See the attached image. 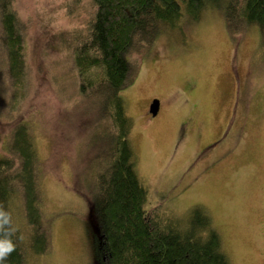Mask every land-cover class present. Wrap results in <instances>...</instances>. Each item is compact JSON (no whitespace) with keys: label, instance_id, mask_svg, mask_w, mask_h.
<instances>
[{"label":"trees","instance_id":"1","mask_svg":"<svg viewBox=\"0 0 264 264\" xmlns=\"http://www.w3.org/2000/svg\"><path fill=\"white\" fill-rule=\"evenodd\" d=\"M79 1L65 0L66 13L78 11ZM18 2L0 0V90L9 89L6 96L0 91V210L10 216L5 231L15 245L5 264H41L37 256L51 248L50 212L41 194L48 160L67 171L49 172L58 179L69 174L85 197L95 227L88 264H231L205 212L196 208L183 222L163 213L168 194L147 208L122 91L136 79L142 50L154 39L175 28L193 34L192 25L218 8L234 39L256 27L263 44L264 0H91L83 25L48 40V34L28 38L34 28ZM49 47L64 55L55 73L56 61L44 63ZM50 91L48 105L41 95ZM43 137L50 145L46 159ZM68 144L72 149L64 154Z\"/></svg>","mask_w":264,"mask_h":264},{"label":"rangeland","instance_id":"2","mask_svg":"<svg viewBox=\"0 0 264 264\" xmlns=\"http://www.w3.org/2000/svg\"><path fill=\"white\" fill-rule=\"evenodd\" d=\"M79 3L72 14L66 13L65 0H19L17 6L34 28L28 38L48 34V40L83 25L91 0ZM223 9L193 24V34L175 28L154 39L142 50L141 70L122 95L132 120L138 173L149 191L147 208L166 194L171 200L161 202L160 211L182 222L199 208L211 218L231 264H264V43L256 27L234 39ZM44 56L45 64L56 61L53 73L64 60L53 47ZM0 91L6 96L9 89ZM41 98L49 105L53 91ZM154 99L160 101L156 116L151 114ZM70 105L67 101L64 110ZM242 123L245 129H237ZM40 141L41 159H46L50 145L44 137ZM61 149L66 154L72 147ZM48 161L41 194L53 240L38 262L93 263L88 247L95 227L85 197L69 174L58 179L49 172L67 171Z\"/></svg>","mask_w":264,"mask_h":264},{"label":"clouds","instance_id":"3","mask_svg":"<svg viewBox=\"0 0 264 264\" xmlns=\"http://www.w3.org/2000/svg\"><path fill=\"white\" fill-rule=\"evenodd\" d=\"M10 224V216L7 212L0 210V231H5V226ZM9 233L5 231V237L0 238V264H5L7 257L14 251L15 245L8 238Z\"/></svg>","mask_w":264,"mask_h":264},{"label":"water","instance_id":"4","mask_svg":"<svg viewBox=\"0 0 264 264\" xmlns=\"http://www.w3.org/2000/svg\"><path fill=\"white\" fill-rule=\"evenodd\" d=\"M160 110V101L158 99H154L151 106V114L156 116Z\"/></svg>","mask_w":264,"mask_h":264},{"label":"crops","instance_id":"5","mask_svg":"<svg viewBox=\"0 0 264 264\" xmlns=\"http://www.w3.org/2000/svg\"><path fill=\"white\" fill-rule=\"evenodd\" d=\"M254 141V140H253Z\"/></svg>","mask_w":264,"mask_h":264}]
</instances>
